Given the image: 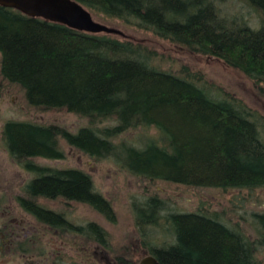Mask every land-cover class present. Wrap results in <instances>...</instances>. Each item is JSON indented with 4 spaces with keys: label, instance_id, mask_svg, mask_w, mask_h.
<instances>
[{
    "label": "trees",
    "instance_id": "16d2710c",
    "mask_svg": "<svg viewBox=\"0 0 264 264\" xmlns=\"http://www.w3.org/2000/svg\"><path fill=\"white\" fill-rule=\"evenodd\" d=\"M75 1L93 17L117 19L219 59L264 92V0H238L255 17L252 23L242 14L223 13L216 3L221 0ZM160 60L153 48L121 35L79 31L0 6L1 79L19 86L31 106L65 109L88 120L76 132L29 120L3 123L9 158L31 174L17 197L24 212L60 233L109 249L108 233L99 224L73 223L39 202H79L115 220L111 203L95 190L88 173L33 162L63 158L59 139L91 158L113 157L148 182L264 188V117L240 99L221 96L200 71L183 66L173 72ZM147 127L158 136L141 145L117 140ZM164 203L157 194L133 203L146 255L161 264H260L256 251L264 252V212L254 214L252 241L215 213L166 212ZM159 225L169 241L147 246L145 229ZM117 264L135 263L117 257Z\"/></svg>",
    "mask_w": 264,
    "mask_h": 264
},
{
    "label": "rangeland",
    "instance_id": "374dc122",
    "mask_svg": "<svg viewBox=\"0 0 264 264\" xmlns=\"http://www.w3.org/2000/svg\"><path fill=\"white\" fill-rule=\"evenodd\" d=\"M222 2V3H221ZM223 13L244 15L255 21V17L238 0H221ZM95 21L120 30L125 37L145 44L157 51L160 65L177 72L183 66L190 71H200L210 87L221 96L240 99L248 107L264 117V92L239 70L223 61L193 52L169 40L159 38L151 31L124 24L120 20ZM252 23V22H251ZM210 92L215 94L216 92ZM6 120H29L37 123H53L71 132L87 125L86 117L65 109H42L31 106L22 89L1 79L0 76V264H117V257L138 264L146 256L141 244V233L134 225L133 203H141L151 194H157L165 203L167 211L215 213L228 227L239 229L246 238H256L254 214L264 212V188L237 189L214 187H190L169 182H148L121 167L113 157L91 158L59 139L63 152L61 159L33 158L42 166L56 168H77L88 173L94 188L109 200L115 212L113 223L91 209L88 205L62 199L39 202L46 208L63 212L73 223L96 222L108 233L104 249L95 241L65 231L58 232L38 222L24 212L17 203L22 186L31 174L17 165L8 156L1 130ZM158 136L153 127L129 130L119 139L134 145H141L146 139ZM141 140V141H140ZM165 213V212H164ZM163 226L147 227V246H160L169 241ZM260 264H264V252L256 251Z\"/></svg>",
    "mask_w": 264,
    "mask_h": 264
},
{
    "label": "water",
    "instance_id": "95a60500",
    "mask_svg": "<svg viewBox=\"0 0 264 264\" xmlns=\"http://www.w3.org/2000/svg\"><path fill=\"white\" fill-rule=\"evenodd\" d=\"M0 6L15 9L29 17L64 24L88 33L123 35L113 27L94 20L92 14L75 0H0ZM138 264H161L152 255H146Z\"/></svg>",
    "mask_w": 264,
    "mask_h": 264
},
{
    "label": "flooded vegetation",
    "instance_id": "af4514ba",
    "mask_svg": "<svg viewBox=\"0 0 264 264\" xmlns=\"http://www.w3.org/2000/svg\"><path fill=\"white\" fill-rule=\"evenodd\" d=\"M105 249V248H104ZM70 264H72V263H70Z\"/></svg>",
    "mask_w": 264,
    "mask_h": 264
}]
</instances>
